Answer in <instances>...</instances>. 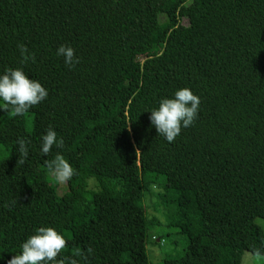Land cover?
<instances>
[{
  "label": "trees",
  "instance_id": "obj_1",
  "mask_svg": "<svg viewBox=\"0 0 264 264\" xmlns=\"http://www.w3.org/2000/svg\"><path fill=\"white\" fill-rule=\"evenodd\" d=\"M15 68L48 96L0 108V264L41 226L66 238V264H139L152 230L185 239L163 264L264 254V0H0V75ZM182 88L198 115L168 142L150 111ZM49 127L64 143L45 156ZM57 153L67 183L46 167Z\"/></svg>",
  "mask_w": 264,
  "mask_h": 264
},
{
  "label": "clouds",
  "instance_id": "obj_2",
  "mask_svg": "<svg viewBox=\"0 0 264 264\" xmlns=\"http://www.w3.org/2000/svg\"><path fill=\"white\" fill-rule=\"evenodd\" d=\"M22 55L28 52L23 44L18 45ZM57 55L64 57L65 65L69 68L75 67L79 63V57L75 55V50L71 46L61 44L57 49ZM31 59L35 62V56L25 55L24 60ZM48 96V91L40 82L29 79L22 68L8 69L0 75V99L4 105L0 106L8 111L7 106H11L13 115H23L32 106L41 103ZM200 98L193 94L189 88H182L176 91L174 98H163L159 107L153 109L149 117L157 133L163 135L168 142H173L181 133L182 127H190L198 115ZM29 141L18 138L19 163L27 161ZM63 139H57V133L49 127L46 134L42 136L41 152L45 156L49 154L52 147L63 146ZM49 173L60 183H67L76 174L70 163L63 155L57 153L55 159L45 161ZM67 241L63 234L50 226H41L35 229V233L30 235L22 244V251L14 255L7 264H66L67 258L61 253L66 247ZM89 253L91 248L87 250ZM256 258H260L262 253L259 249L254 252ZM81 259L87 260L84 253H78ZM70 264H79L76 258L70 260Z\"/></svg>",
  "mask_w": 264,
  "mask_h": 264
},
{
  "label": "rangeland",
  "instance_id": "obj_3",
  "mask_svg": "<svg viewBox=\"0 0 264 264\" xmlns=\"http://www.w3.org/2000/svg\"><path fill=\"white\" fill-rule=\"evenodd\" d=\"M183 21L185 22V20ZM136 107L137 104L133 103V110H135ZM255 222L261 227L264 233V219L257 217ZM154 236H159L156 230H152L149 233L145 250L138 253L139 264H163V260L167 255H175L185 247V239L175 234L170 235L171 239L176 240L175 242H171L170 238H161V240L158 238L157 241ZM98 263L106 264V260L98 259ZM241 264H264V254H262L260 258H256L254 253L245 251Z\"/></svg>",
  "mask_w": 264,
  "mask_h": 264
}]
</instances>
